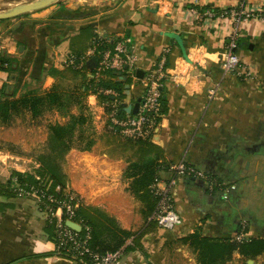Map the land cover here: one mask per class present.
<instances>
[{
  "label": "crops",
  "instance_id": "crops-1",
  "mask_svg": "<svg viewBox=\"0 0 264 264\" xmlns=\"http://www.w3.org/2000/svg\"><path fill=\"white\" fill-rule=\"evenodd\" d=\"M191 9H237L253 16L200 23ZM234 33L244 69L225 73L227 43ZM94 35L131 40L136 76L123 72L114 78L125 85L123 108L144 96L137 71L145 75L167 57L165 111L151 141L163 149L167 162L184 161L216 183L160 172L159 187L176 178L173 194L182 224L174 230L149 228L126 175L140 153L108 133L107 105L85 93L82 74L68 70L70 58L79 55L89 67L87 75L94 76L100 60L91 45ZM0 45L8 60L0 71L1 98L45 93L55 85L75 97L65 111L49 108L38 117L24 111L10 124H0L1 182L13 171L32 173L40 166L52 124L84 115L86 123L78 126L83 137L73 139L61 167L67 189L83 205L102 209L141 236L140 247L128 240L123 264H177L176 258L199 264L189 244L177 242L196 231L221 241L239 240L241 234L243 239L264 238V0H61L0 20ZM3 203L12 206L0 211V264H83L55 254L45 231L47 215L35 198L0 193ZM227 264H264V253L254 260L235 252Z\"/></svg>",
  "mask_w": 264,
  "mask_h": 264
},
{
  "label": "trees",
  "instance_id": "trees-1",
  "mask_svg": "<svg viewBox=\"0 0 264 264\" xmlns=\"http://www.w3.org/2000/svg\"><path fill=\"white\" fill-rule=\"evenodd\" d=\"M93 38L92 47H95L96 43L101 42L97 47L98 50L105 47H113L115 43V41L106 42L105 39H100L95 35ZM78 56H76L77 63L69 65L68 70L84 76L83 88L85 93L97 94L99 88L115 89L119 92L118 97L106 93L97 94L100 101L107 105L106 110L109 113L112 107L108 104L116 101L121 102L125 97L124 83L114 79L120 73L107 71L97 81L94 76L90 77L87 75L89 67ZM7 62L8 60L6 61L3 56L1 68ZM93 73L95 75L96 70ZM73 99H75L73 94L67 88L60 85H55L50 91L45 93L29 91L20 97L5 99L0 96V124H10L15 115H19L24 111L31 112L34 117L41 116L49 108L65 111L72 105ZM164 111L165 108L163 109ZM117 116L120 118L127 116V112L121 104L118 106ZM86 121L87 119L84 115L73 114L70 115V119L65 124H52L49 134V150L40 158V166L32 173L13 171L10 179L5 182L0 181V193L8 198L22 197L16 191V184H19L20 188L26 191L38 189L45 195L43 203L40 206L43 212L46 210L45 204L48 202V196L65 200L67 176L61 167V161L72 148L73 145L71 143L76 138V135L78 139L83 137L84 131L80 128L78 129V126L82 127ZM109 124L110 122L108 121L106 129L111 136L119 139L124 145L137 148V153H140V156L136 160L130 162L126 175L131 179L129 190L140 203V213L149 224V228H154L157 226V223L151 218H153L160 200V196L156 193L155 185L160 180V172L170 170L172 163L164 159L163 149L154 144L151 139L125 137L114 129L109 128ZM10 206L12 204L3 203L0 206V211ZM77 213L78 219L88 227L86 228L85 226L80 235L90 234L89 244L94 252L104 255L114 253L123 247L127 249L129 247H127L129 239L133 240L135 247L141 246V236L135 234L133 231L123 229L116 218L108 215L102 209L82 205ZM48 216L45 231L49 239L54 242L56 219L52 215ZM177 242L189 244L190 248L197 254V262L199 264H227L232 260L235 252H239L247 259L254 260L264 253V238L259 237L221 241L209 238L202 235L200 231H196L178 238Z\"/></svg>",
  "mask_w": 264,
  "mask_h": 264
},
{
  "label": "built area",
  "instance_id": "built-area-1",
  "mask_svg": "<svg viewBox=\"0 0 264 264\" xmlns=\"http://www.w3.org/2000/svg\"><path fill=\"white\" fill-rule=\"evenodd\" d=\"M190 11L191 14L194 15L193 17L196 21L200 23L226 18H231L236 22H240L242 19H247L253 16L250 11L237 9H225L220 11L214 9H205L203 11L191 9ZM106 42L109 41L106 40ZM100 44L101 42H98L95 47H93V51L98 52L100 59L94 75L97 81H99L107 71L117 73L127 72L130 76H136V68L134 64L135 55L132 51V43L129 38L125 37L118 39L115 41L113 47H105L104 49L98 50L97 47ZM238 47V34L234 33L230 35L227 43L223 63L225 73L239 71L242 67V59L237 52ZM3 55V47L0 45V71ZM166 61L167 57L165 55L162 56L160 62L144 75L143 83L145 86V93L141 99V105L137 114L127 112V116L125 118H120L117 116V109L121 102L116 101L108 104L112 107V110L108 113V121L110 122L108 126L109 128L114 129L116 132L125 137L151 139L158 126L159 118L162 116L164 109L162 83L168 75L165 67ZM76 63V57L72 56L69 60V64L75 65ZM242 69H244V67H242ZM102 93L113 94L111 89L99 88L97 90V94ZM169 171H172L177 176L201 178L208 180L212 185L216 184L207 173L189 165L184 161L172 163ZM158 182L155 185V190L160 196V200L153 219L156 221L158 227L166 230H174L182 224V218L177 211L175 197L173 194V186L176 183V178L173 177L169 184L165 187H159ZM16 191L19 196H30L35 198L39 206H41L43 198L45 197V195L38 189L26 191L21 189L19 184H16ZM65 191V200L48 196V202L45 204L46 210H44L47 218L49 217L48 215H52V217L56 219V233L54 239L55 253L59 256L66 257L83 264H123L122 259L125 247L114 253H107L104 255L96 253L90 247L89 233L80 235V232L67 226V221H74L80 224L83 229L86 225L78 219L77 213L78 209L83 205L82 198L77 193L69 189H66ZM86 228L88 227L86 226ZM243 236L244 234H241L238 239L242 240Z\"/></svg>",
  "mask_w": 264,
  "mask_h": 264
},
{
  "label": "water",
  "instance_id": "water-1",
  "mask_svg": "<svg viewBox=\"0 0 264 264\" xmlns=\"http://www.w3.org/2000/svg\"><path fill=\"white\" fill-rule=\"evenodd\" d=\"M59 1L61 0H34L31 2L18 4L8 10L0 11V20L17 18L29 12L43 9L45 7L58 3ZM137 74L139 75V77L144 78L143 72L141 70H138ZM140 105L141 100H139L135 105L124 104V110L128 113L137 114ZM66 224L68 227L78 232H81L83 229L80 224L74 221H67ZM252 262L253 260H250V263Z\"/></svg>",
  "mask_w": 264,
  "mask_h": 264
},
{
  "label": "rangeland",
  "instance_id": "rangeland-1",
  "mask_svg": "<svg viewBox=\"0 0 264 264\" xmlns=\"http://www.w3.org/2000/svg\"><path fill=\"white\" fill-rule=\"evenodd\" d=\"M31 1H34V0H0V11L8 10L18 4L27 3ZM175 262L177 264H181L182 260L176 258Z\"/></svg>",
  "mask_w": 264,
  "mask_h": 264
}]
</instances>
